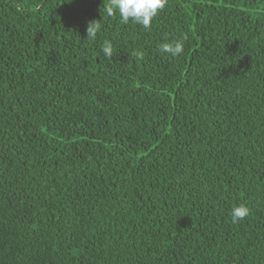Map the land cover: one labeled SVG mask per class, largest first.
Listing matches in <instances>:
<instances>
[{
    "label": "trees",
    "instance_id": "16d2710c",
    "mask_svg": "<svg viewBox=\"0 0 264 264\" xmlns=\"http://www.w3.org/2000/svg\"><path fill=\"white\" fill-rule=\"evenodd\" d=\"M107 4L0 0V264H264V0Z\"/></svg>",
    "mask_w": 264,
    "mask_h": 264
},
{
    "label": "clouds",
    "instance_id": "9594fccd",
    "mask_svg": "<svg viewBox=\"0 0 264 264\" xmlns=\"http://www.w3.org/2000/svg\"><path fill=\"white\" fill-rule=\"evenodd\" d=\"M166 2L167 0H108L105 13L109 17L118 13L123 23L127 24L131 21L147 29L151 26L153 18L165 7ZM100 27L99 21L89 22L86 29V39H95ZM184 39V37H181L178 40L163 43L159 45V49L162 53L178 57L184 51ZM101 51L105 59H110L113 55L111 42L105 41ZM135 56L137 59H143V52L136 51ZM249 214L250 209L246 205L234 206L230 212L231 221L232 223H237Z\"/></svg>",
    "mask_w": 264,
    "mask_h": 264
}]
</instances>
